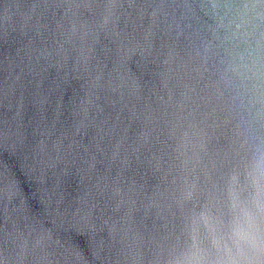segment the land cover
Here are the masks:
<instances>
[{
  "label": "water",
  "instance_id": "1",
  "mask_svg": "<svg viewBox=\"0 0 264 264\" xmlns=\"http://www.w3.org/2000/svg\"><path fill=\"white\" fill-rule=\"evenodd\" d=\"M257 110L264 0H0V264H150Z\"/></svg>",
  "mask_w": 264,
  "mask_h": 264
},
{
  "label": "clouds",
  "instance_id": "2",
  "mask_svg": "<svg viewBox=\"0 0 264 264\" xmlns=\"http://www.w3.org/2000/svg\"><path fill=\"white\" fill-rule=\"evenodd\" d=\"M253 118L264 127V112ZM236 155L217 180L188 181L179 237L150 264H264V135L244 136Z\"/></svg>",
  "mask_w": 264,
  "mask_h": 264
}]
</instances>
